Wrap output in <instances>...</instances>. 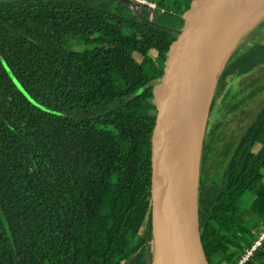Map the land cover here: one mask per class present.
Listing matches in <instances>:
<instances>
[{
	"label": "trees",
	"instance_id": "16d2710c",
	"mask_svg": "<svg viewBox=\"0 0 264 264\" xmlns=\"http://www.w3.org/2000/svg\"><path fill=\"white\" fill-rule=\"evenodd\" d=\"M187 1H0V264H158L152 92ZM72 37L102 45L66 49ZM141 48L157 61L128 52ZM262 92L264 11L219 70L200 137L210 264L235 262L249 219L264 222V105L242 124ZM246 264H264V245Z\"/></svg>",
	"mask_w": 264,
	"mask_h": 264
},
{
	"label": "water",
	"instance_id": "95a60500",
	"mask_svg": "<svg viewBox=\"0 0 264 264\" xmlns=\"http://www.w3.org/2000/svg\"><path fill=\"white\" fill-rule=\"evenodd\" d=\"M230 0H188L165 46L152 92L150 197L158 264H210L199 228L196 184L188 185L175 122L189 91L199 49L212 22Z\"/></svg>",
	"mask_w": 264,
	"mask_h": 264
},
{
	"label": "bare ground",
	"instance_id": "6f19581e",
	"mask_svg": "<svg viewBox=\"0 0 264 264\" xmlns=\"http://www.w3.org/2000/svg\"><path fill=\"white\" fill-rule=\"evenodd\" d=\"M262 10H264V0H230L224 5L208 29L198 52L197 59L200 64L201 76L203 75L204 79L207 80L210 72L221 63V56H217L211 47L222 29L231 24L224 35V40L228 42L230 38L232 39L238 34L249 19L256 18ZM201 124V110L197 102L190 96L189 90L181 102L175 128L184 169L189 180L188 185L191 188L194 185V189L197 183L195 154L199 146Z\"/></svg>",
	"mask_w": 264,
	"mask_h": 264
},
{
	"label": "rangeland",
	"instance_id": "374dc122",
	"mask_svg": "<svg viewBox=\"0 0 264 264\" xmlns=\"http://www.w3.org/2000/svg\"><path fill=\"white\" fill-rule=\"evenodd\" d=\"M0 1H7V0H0ZM153 1H155L158 4L164 3L165 5L168 6L170 3H173L174 0H153ZM263 11L264 10H262L256 16V18L249 19L243 25V27L240 29L238 34L235 37H233L232 39L230 38V40L228 42H226L224 40V35H225L226 31L228 30V28L231 26V24L226 25V27L224 29H222L221 33L215 39V41L213 42L212 47H211V50L217 56H219V55L221 56V60H220L221 63H220V65L215 67V69H213L212 72H210V74L207 77V80L204 79L203 75L201 76L200 64H199V60L197 59L195 66H194V69H193V72H192L189 90H190V96H192L193 100H195L197 102L198 107L201 110L202 124H201V130H200V137H201L203 127H204L206 120H207L209 101H210V98H211L212 93H213L216 76H217L219 70L221 69V67H222L226 57L228 56L229 52L231 51V49L234 47V45L235 46L237 45V40L241 39L243 36V33L245 34V32L248 29H250V27L255 25L256 20L260 17V15L263 13ZM253 38H254V36H253ZM251 40H252V38H251ZM223 43H225V44H223ZM99 45H102V43L101 42L87 43L85 41L77 39L76 37H72L71 39H69L67 41V43L65 44V47H66V49H69V50L80 51V50H83L85 48L97 47ZM128 52L132 53L136 57L137 60L141 59V58H139V56H140L139 53H144V54H147L150 57H152L154 59V61H157V57H156L155 53H153L152 51H150L147 48H141L138 50V52H136V51L133 52L132 50L128 49ZM141 62H142V60H141ZM259 72H261L260 68L257 69L254 73L259 74ZM116 78H117V76H112V78H110L108 80V82L106 84V88L108 90H110V91L115 90L116 86H119L118 85L119 83L117 81L118 78L117 79ZM119 82H121V81L119 80ZM116 91H118V90H116ZM112 92H114V91H112ZM263 105H264V92H262L261 94H259L257 96L256 100L254 101V103L249 108V113L242 120V124H244V127L247 126L251 122L253 117L256 115V113L260 110V108ZM234 126H235V124L232 126V128H234ZM195 159H196V164H197V183H198V177L200 174V163H201V159H202L201 150H200V141H199V146L196 150ZM214 160H215V156L211 155L209 157L208 162L214 163ZM197 183H196V195H197ZM197 207H198V205H197ZM249 225L252 227V230L256 229L258 227L255 224L254 219H252V218L249 219Z\"/></svg>",
	"mask_w": 264,
	"mask_h": 264
},
{
	"label": "built area",
	"instance_id": "2783aa9c",
	"mask_svg": "<svg viewBox=\"0 0 264 264\" xmlns=\"http://www.w3.org/2000/svg\"><path fill=\"white\" fill-rule=\"evenodd\" d=\"M149 7H156V2L153 0H133ZM253 237L250 243L244 248L237 260L232 264H246L255 254V252L264 245V222L256 229L252 230Z\"/></svg>",
	"mask_w": 264,
	"mask_h": 264
}]
</instances>
